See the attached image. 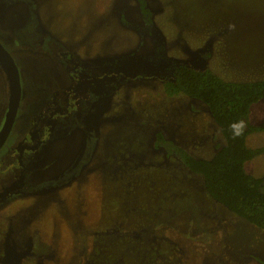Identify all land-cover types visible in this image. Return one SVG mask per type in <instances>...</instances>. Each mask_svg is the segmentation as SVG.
<instances>
[{
	"label": "rangeland",
	"instance_id": "rangeland-1",
	"mask_svg": "<svg viewBox=\"0 0 264 264\" xmlns=\"http://www.w3.org/2000/svg\"><path fill=\"white\" fill-rule=\"evenodd\" d=\"M0 44L23 72L27 102L55 84L79 95L44 112L59 115L50 142L24 169L2 163L15 134L0 151V264H264V231L154 147L161 133L209 160L225 144L208 105L168 96L164 82L176 65L227 82L263 81L264 0H0ZM64 62L81 72L78 82ZM20 106L23 121L31 104L22 98ZM263 123L261 100L249 124ZM247 145L264 147V132ZM246 170L262 177L264 155Z\"/></svg>",
	"mask_w": 264,
	"mask_h": 264
},
{
	"label": "trees",
	"instance_id": "trees-1",
	"mask_svg": "<svg viewBox=\"0 0 264 264\" xmlns=\"http://www.w3.org/2000/svg\"><path fill=\"white\" fill-rule=\"evenodd\" d=\"M164 88L170 97L189 96L208 105L225 144L209 160L193 157L161 133L154 147L164 148L168 156L175 155L190 171L201 174L208 196L264 231V175L254 177L246 170L247 164L264 155V147L251 149L247 145L251 134L264 132V123L249 124L252 106L264 100V80L227 82L208 68L182 65Z\"/></svg>",
	"mask_w": 264,
	"mask_h": 264
},
{
	"label": "flooded vegetation",
	"instance_id": "flooded-vegetation-1",
	"mask_svg": "<svg viewBox=\"0 0 264 264\" xmlns=\"http://www.w3.org/2000/svg\"><path fill=\"white\" fill-rule=\"evenodd\" d=\"M172 63H176V62H172ZM1 65L3 66L2 63H1ZM63 67H64L63 72L65 73V75H66V71L68 70V73L72 77H75V80L78 82V80H79V76L78 75L81 74V72L80 71H78V72L75 71V73H74L73 67L71 65H69L68 62H64ZM3 68H4L3 70L5 71V77H6L5 78V80H6L5 100L3 101V103H4L5 113H6V116H7V111H8V108H9L10 97H11L10 96V94H11V85H10V80H9L8 73H7V71H6L4 66H3ZM177 68H178V65H176L175 70ZM175 70H174V73H175ZM18 71H19L20 82H21V95H20V102H19V105H18L17 115L15 117L14 124H13V127H12L11 132H10V135L11 134H15V136H16V138L18 140L14 142L15 143L14 146L6 149V152L3 155V156L6 155V157L3 160V162H2V157H3L2 156L0 158V163L1 162L3 164L6 163L5 165H7L9 167L10 163L12 161H14L13 167L14 166L15 167H21L20 169H22V168L24 169L23 166L25 164H27V162H29L30 159H32L31 158V156L33 154L32 150L35 149V148H40V149L44 148L45 149L47 144L50 142L51 132H52V129H53V124L57 121V117L59 115L58 116L57 115H53L54 117H56V116L57 117L55 119H53V121H52V118H54V117H52L51 113L48 116L42 117L44 112H48V110L50 109L49 108L50 105H52L51 103H54V101H63L66 105H70L71 102H73V101H70L67 98L66 99H61L63 96H67V97L68 96H73V98L76 100L79 95H77L78 92L76 90V86H75V89H74V87H69V86H67V87H59L58 84H55L54 87H53L54 89L51 88L47 92V95L45 94V98L44 99L42 98V100L40 102H38V103L34 102V99L39 98L40 96H37L36 98L35 97L34 98L30 97L32 100L30 99V101L27 102V99H28L29 95L27 94V89H26V91H24L26 87L22 86V83H23V80H24L22 78V73L23 72L21 73V71L19 69H18ZM174 73H173V75H174ZM173 75H172V77H173ZM64 76L61 75L60 78H62ZM85 77H87V76L85 75ZM171 78H169V79H171ZM71 88H72V91L74 90L73 92H69V89H71ZM22 98L24 100V105L31 104L30 108L24 107L23 111H24V119L25 120H23V121H21V118H20V115H19V111L21 109L20 104H21ZM32 102H34V103L32 104ZM74 107L75 106H67V111L72 110ZM67 113H69V112H67ZM6 116H5L4 120H3L4 122L6 120ZM36 117H38V118H36ZM38 120L40 121V123L37 124ZM48 120H51L52 122L49 123L50 126L47 127L48 129L46 130V133H45L44 137L40 138L39 134H37V130H38V128L41 125L47 123ZM4 122H3V125H4ZM3 125H2V127H3ZM17 125H18V127L16 129ZM31 126H32V128L30 129V134L28 135V134H26V131L24 132L23 130L28 129ZM2 127L0 128V131H1ZM39 133L41 134L40 131H39ZM10 135H9V137H10ZM41 136H43V135H41ZM8 138H7V140H8ZM19 143L20 144L32 143L33 145L35 144V146L30 147L29 149H23V148H18L17 144H19ZM45 143H46V145H45ZM2 148L0 149V151L2 150Z\"/></svg>",
	"mask_w": 264,
	"mask_h": 264
},
{
	"label": "water",
	"instance_id": "water-1",
	"mask_svg": "<svg viewBox=\"0 0 264 264\" xmlns=\"http://www.w3.org/2000/svg\"><path fill=\"white\" fill-rule=\"evenodd\" d=\"M0 62L5 67L11 85L10 104L6 120L0 131V149L4 146L10 135L18 111L21 95L20 75L16 63L10 53L0 44Z\"/></svg>",
	"mask_w": 264,
	"mask_h": 264
}]
</instances>
